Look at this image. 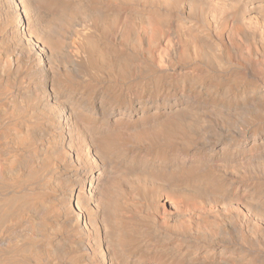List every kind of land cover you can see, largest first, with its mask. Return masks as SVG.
<instances>
[{
  "label": "bare ground",
  "instance_id": "1",
  "mask_svg": "<svg viewBox=\"0 0 264 264\" xmlns=\"http://www.w3.org/2000/svg\"><path fill=\"white\" fill-rule=\"evenodd\" d=\"M71 2L77 5L69 10L68 5ZM83 2L88 4L89 8L85 7ZM93 7L94 9H92ZM122 12L125 13L127 23L122 24V28L115 32L117 19L120 15L123 16ZM28 15L33 18L34 29L30 25ZM0 18L5 21L2 29L3 34L10 36L11 40L17 39L25 44L16 57H8L9 59L0 61L1 72L6 73V71L15 70V68L19 70L18 62L22 58L25 56L27 59L32 58L38 68L47 74L45 87L43 86L44 92L41 96L50 98L52 101H57L55 87L61 77L68 80L67 77L74 75L81 79V83L93 81L105 84L106 87L103 90L91 88L94 98L99 97V104L95 106L102 123L108 122L110 117L113 118V123L119 124L128 122L129 119L134 120L138 123L136 127L141 134L138 138L143 141L154 144L161 142V146L166 148H173L174 145L182 148L183 153L178 159L179 163L173 161V166H169L165 170L167 174L158 172L160 177L164 175L163 180L174 183L181 171L189 175L195 174L201 169L214 168L225 173L228 178L225 189L228 196H224L222 198L224 200L219 202L221 207L214 210V199L206 198L213 191L209 181L201 182L200 186H197L198 190L194 192L196 193L195 197L189 199L186 196L185 198L186 202L193 200L196 206L201 207L199 209L194 205L195 208H193L198 209V212L201 209L205 210L207 214L219 212L222 225L212 227L213 230L209 229L210 234H223V226L232 225L235 233H238L239 223L237 221L239 218L243 220V225H246V228L250 230L253 229L251 222L258 220L263 224V226L261 225L263 227L261 235L264 236V0H0ZM31 35H34L35 38ZM143 55L148 56L149 68L148 64L145 66L144 62L139 59ZM148 69L153 73V78L154 76L160 77L162 84L159 94L148 93L154 92L153 89H149L145 81L148 78L140 79L142 82L134 84L131 88L112 87V84L122 82L126 77L134 76L138 79ZM28 70L30 72V69ZM13 82L15 83V81ZM23 95L26 96L27 93L25 92ZM113 95L122 98L119 105H115V102L110 103L109 100ZM75 96L77 97V95ZM150 103H155L153 112H150ZM201 105L204 107L201 108ZM65 110L68 111V114L63 112V123L71 128L70 131H73L71 122L73 116L70 113L77 116L80 111L74 107H66L63 111ZM33 129V127H27L24 129L23 135H13L17 136L20 151L29 148L28 142ZM83 131L87 133V131ZM113 131L116 134L125 133L122 128H116ZM9 134L11 133L9 132ZM84 140L86 141V139ZM89 142V144H84L87 151L83 158L92 160L91 163L94 166H91L93 164L90 162L84 166L82 164L76 166L73 178L76 188L71 190L69 202H67V198L63 202L65 212L73 214L74 217L77 216L76 221L79 223L82 221L84 229L89 223L95 235L93 242L100 251L104 250V253L110 254L112 249L115 250L114 246L117 245L112 246L106 240L109 231H107L105 223L111 227L109 222L113 218V212L111 213L107 206L113 205L117 226L126 222L125 217L119 215V210L126 208L128 204L122 196L113 194V189L116 186L130 185L131 187H128L132 189L130 196L133 202L141 203L140 192L142 191V196L148 198L147 203L150 207L160 213L166 227L171 228L167 224L176 214L175 212L173 214L159 212L160 203H162L160 197L163 194L168 196L167 198H171L175 193L174 189L158 188L156 191H150L146 181L139 179V176H144V179L151 177V173L144 170H139V174L136 172L134 174L126 169L121 172V177L117 182L111 184L107 181L104 184L109 187L107 191L110 190V192L109 199L105 203L106 209L101 211L99 216L102 217V225L98 224V222L101 223V219L99 218L100 221H98L97 217L91 214L86 216L79 212L75 216L74 209L81 202L85 204V200L92 199L94 190L104 188L102 171L107 169V163L101 160L103 153L100 150V145H96L97 141L89 138ZM100 144L104 149L107 147L105 141ZM33 150L32 148L22 152L25 163H28L27 159H29L25 154L27 153L31 157ZM2 165L4 175L7 170L6 164ZM30 180L32 181V179ZM236 185L238 188H243L245 193L234 191L233 187ZM191 192L193 191L191 190ZM32 194L33 198L30 197ZM43 195L45 194H36L28 190L26 194H20L17 198L11 199L10 197L11 200L0 204V225L10 217H19L18 219L22 222L27 220L25 217L36 210V206L39 205L38 200ZM253 196L257 198H253ZM232 204L235 211L232 214L230 212L229 215L223 214V210ZM5 206H7V211ZM87 209H89L88 206ZM17 210H19V215ZM245 213L250 216L247 217ZM130 236L131 232L126 230L118 234L117 242L119 247H122L121 249L128 247ZM156 236L158 237V235ZM181 239L179 238V240ZM41 241L34 242L32 239L26 244L13 245L10 253L15 254L16 257H13L11 264H56L53 259L42 257L44 254L39 252ZM51 250V246L48 245V254L52 252ZM229 250L231 248L228 245L219 247L217 244H213L210 255H201L192 259L187 257L186 262L188 264H216V259H219L223 262L222 264H225L228 259L225 254ZM104 253L102 259L106 260L107 256ZM169 254L173 256V253Z\"/></svg>",
  "mask_w": 264,
  "mask_h": 264
},
{
  "label": "rangeland",
  "instance_id": "2",
  "mask_svg": "<svg viewBox=\"0 0 264 264\" xmlns=\"http://www.w3.org/2000/svg\"><path fill=\"white\" fill-rule=\"evenodd\" d=\"M83 3L85 7L87 6V8H89L88 4H86L85 2ZM74 5L76 6L77 4L74 2H71L68 5L69 10H72ZM92 9H94V7ZM122 15L123 16L120 15L117 19V22L114 28L115 32L116 30L119 31L122 28V26L127 23L126 18H125V13L123 14L122 12ZM28 18H29L31 27L34 29L35 25H34L33 18L31 17V15H28ZM4 22L5 21L2 18H0V61L9 59L8 57H16V55H18V53L20 52L19 50L21 49L22 51L23 46L25 45L23 42H20L17 39L11 40L10 36H8L7 34H3L2 29H3V26L5 25ZM31 36L35 38L34 35H31ZM139 59L144 62L145 66H147L148 64V68H149V62H148L147 55H143L139 57ZM31 60L32 58L27 59L25 56V58H22L18 62V65H20L19 70L18 68H15V70L11 69V70L6 71V73L5 72L3 73L0 71V108H1L0 109V166H1L0 167L1 168L0 169V204H4L13 198H17L18 195L20 194H26L28 190L29 191L31 190L35 192L36 194L42 193L45 195H43L41 199L38 200L39 205L36 206V210L33 211V213L28 214V216L25 217L27 220H23L22 222L21 220L18 219L19 217L18 218L10 217L8 218V220L4 221L0 225V233H1L0 234V256L2 255L0 257V264H11L13 257L14 256L16 257L15 254L10 253L11 247L13 245H22L23 243L26 244L27 242H30L32 239L34 240V242H37V240L38 241L42 240L41 243L39 244L41 246L39 249V252L44 254L42 257L44 258L49 257L51 260L53 259L56 262V264H134V263H139V264H144V263L146 264H151V263L188 264L186 262L188 259L187 257H190V259H192L194 257L201 256V255H210L211 245L213 244H217L219 247H222L223 245L230 246L231 250H229L228 253L225 254V256H227L228 258L225 264H263L264 263V259H262L264 258V253H263L264 252V236L261 235L262 234L261 232L263 229L262 223H260L258 220H255V221L253 220V222L251 223L254 226L252 225L253 229L250 230L249 228H246L247 227L246 225H243L244 224L243 220L238 218L239 222L237 221V223H239V228H238L239 234L235 233V231L233 230V225H232V226H223V230H224L223 234L219 235L218 233H215V235H212L210 234L209 229L213 230L212 227L222 225L219 212H212V213L207 214L205 210H202V209L199 210L198 212V209L196 210L194 209L196 205L194 204L195 202L193 200H189V202H186L185 200L186 196L189 197V199L190 197L193 198L196 196L195 195L196 193L194 192L198 190V187L200 186L201 182L206 183L209 181L208 183L211 184V188L213 187L212 189L213 191L211 190L212 191L210 194L211 196L208 195L206 198L214 199L215 204L214 206L212 205L213 207H215L213 208L214 210H216L218 207H221L219 202L224 200L222 199L224 196L225 197L228 196L225 190L227 186L228 178L226 177L224 172L216 170L214 168H210L208 170L201 169L199 172L195 174L188 175L186 173H183V171H181L178 173V176L174 183L168 180H163L164 175L160 177L159 174L160 173L167 174L165 170L169 166H173L174 162L179 163L180 160L178 159L180 158V156H182V153H183L182 148L180 146L174 145L173 148H166L165 146H161L160 144L161 142H156V144H154V143H148L146 141H143L142 139L138 138L140 137L141 134H140V130L137 129L136 127L138 126V123H136L134 120L129 119L128 122H123L119 124V123H113V118L111 119L110 117L108 122L102 123L101 119H99L100 115L96 110V106L99 104V101H98L99 97L96 96L94 98L93 91L91 90V88H94L95 90H103L106 87L105 84L97 83L93 81H90L89 83H83V82L81 83V79L75 77L74 75H70L69 77H67L68 80H64L63 79L64 77H61L60 81L57 83L55 87L57 89V96L55 97L57 101H54V100L52 101L50 98L48 99L47 97L42 98L41 94L44 92V87H45L44 83L46 81L45 79L47 77L46 76L47 74L42 69L38 68L36 63L33 60L32 61ZM28 69H30V72ZM152 74L153 73L149 72V69H148L146 70V72H144L141 75L140 78L137 79V77L135 78L134 76H131L129 78L126 77L122 80V82L120 81V82H116L115 84H112V87L116 86V87L131 88V86H134V84L136 85L137 83H141L142 81L140 79L148 78V80H145V81L147 82L149 89L150 90L153 89L154 91V92L150 91L148 93L157 95L159 94L161 90L162 82L160 80V77L154 76L153 78ZM13 81H15V83ZM25 81L26 83H24ZM107 87H110V86L107 85ZM30 90H31V93H30ZM32 91L33 92L35 91V92L33 93ZM11 92L14 94H12ZM25 92L27 93L26 95L27 97L23 95ZM65 94L66 95L68 94L67 95L68 97ZM75 95H77V97ZM13 98H15L16 100ZM26 98L27 100H25ZM95 100H97L96 103H94ZM109 101L112 104L113 102H115L116 103L115 105H119L120 101L122 102V98L119 97L118 95H113L111 96V100ZM65 106L67 108L74 107L77 110L79 109L80 111V114L77 116H74L72 112L71 113L69 112L73 116V119L71 121L73 125L72 127L73 131H70L71 128L65 125L62 120L63 112H65L66 115L68 114L67 110L63 111L66 108ZM114 107L120 108L119 106H114ZM149 107H150L149 109H151L150 112H153L155 108V103H150ZM200 107L202 108L204 106L201 105ZM2 121L3 123H1ZM27 127L34 128L32 131L33 133H31V136L28 142L29 148L27 150L25 148L23 151H20L19 149L21 148L19 146L17 136L15 137L13 135H16V134L23 135L24 129ZM116 128L124 129L125 133L116 134L113 131ZM83 130L87 131V133L84 132ZM9 132L11 134H9ZM65 133H68V134H65ZM88 136L89 138H93L97 141L96 142L97 146L100 145V150H102V153H103V156H102L103 158L101 157V160H104L107 163V169H105L104 172L102 171L103 173L102 176L104 180L103 187L105 189L104 188L102 190L98 189L97 191L94 190L91 200H85V204L84 202H81L79 206L76 209H74L75 216L79 212L82 215H86V216L91 214L94 217H97L98 221H100L101 219V223L98 222V224L102 225V217H99V216L101 214V211L106 209L105 203L107 199H109L108 195L110 192V190L107 191L109 187L104 184L107 181H109L111 184L113 182H117V180H119V178L121 177V172L126 169L134 172V174L135 172L139 174V170H144V171H148L149 173H151L150 175L151 177L144 179V176H139V179L146 181L147 188L150 191H156L158 188L160 189L164 188L163 190H173L174 189L173 191L175 193L171 198L170 197L167 198L168 196H165L163 194L160 197V202L162 203H160L161 208L159 212L162 211V212H166L167 214H173L175 212L176 214V216L173 217L167 224V226H170L171 228L166 227L165 223L162 220V216H160L161 214L158 213L156 210H153L150 207L149 203H147L148 198L146 196H142L143 194L142 191L140 192L141 199H142L141 203L133 202L130 196L132 195V189L129 188L131 187L130 185L116 186L115 189H113V194L114 195L118 194V196H122L123 199L127 201L126 203L128 204L126 208L119 210V215H122L123 217H125L124 219L126 222H124L122 225L117 226V224L115 223V218H114L115 217V213L113 210L114 207L113 205L107 206L111 210V213L113 212L112 213L113 218H111V222H109L111 223L110 224L111 227H109L108 224L105 223V225L107 226V231H109V236L106 240H108L109 244L112 246L114 244H117V245L114 246L115 250L112 249L110 254L108 252L107 254L104 253V250L100 251L98 246H96L93 242L95 235L91 227L89 226V223L86 224L85 226L86 229H84L83 228L84 223L82 221H80V223L76 221V219H78L77 216L74 217L73 214H67L65 212L64 210L65 207H64V202H63L65 198H67V202H69L68 200L71 195L70 192L72 189L76 188V185L73 183L74 181L73 178L75 176L74 172L77 169V167L81 166V164L82 166H84L87 162H90V164H93L91 163L92 160H87L85 157L83 158L84 154L87 151V149L85 148V145L90 143ZM84 139H86V141ZM102 141H105L107 143L106 144L107 147L105 149L100 144V142ZM32 148L34 150L32 152L31 157L27 153L25 154V156L29 157V159H27L28 163H25L24 158L22 156V152L29 151ZM128 153H129V157H128ZM143 156L144 158H142ZM3 163L6 164L5 167L7 169L4 175L2 172ZM91 166H94V164ZM24 173L26 174L24 175ZM54 175L56 178L54 177ZM106 175H108L107 178H105ZM30 179H32V181ZM54 180H55V183H54ZM237 186L238 185L234 186L233 190L239 191L241 194H243L244 192L243 188H240V187L238 188ZM191 190L193 192H191ZM8 191L9 193H7ZM30 197L33 198V194L30 195ZM253 198H257V197L253 196ZM204 200H205V197H204ZM179 203L181 206L179 205ZM183 204L186 206H184ZM189 204L191 206H188ZM87 206L89 209H87ZM233 206H234L233 204L230 206L228 205L227 209L223 210V214L229 215L230 212L232 214V212L235 211L234 209L235 207ZM162 207L164 210L162 209ZM196 207L199 209L201 208L200 206H196ZM96 208L98 209L96 210ZM5 209L7 211V206H5ZM17 211L19 215V210ZM96 213H97V216H96ZM246 216L248 217L250 216V214ZM112 222L114 223L112 224ZM134 223L135 225H133ZM126 225H129V226H126ZM125 230L128 232H131L130 243L127 248L121 249L122 247H119L118 242H117V236L118 234L121 233V231H125ZM115 232L117 233V235ZM156 235H158V237ZM115 237H116V240H115ZM179 238L180 239L182 238V239L179 240ZM141 241H142V244H141ZM48 245H50L52 248L51 250L52 252H50L49 254L47 252ZM177 248H179L180 250ZM238 249L241 251H239ZM93 250L95 251V253ZM103 253L105 256H107L106 260L102 259ZM169 253H173V256L170 255ZM222 263L223 262L219 261V259H216V264H222Z\"/></svg>",
  "mask_w": 264,
  "mask_h": 264
}]
</instances>
